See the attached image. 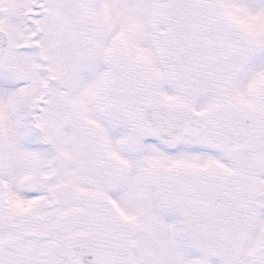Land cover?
<instances>
[{"label":"snow or ice","instance_id":"1","mask_svg":"<svg viewBox=\"0 0 264 264\" xmlns=\"http://www.w3.org/2000/svg\"><path fill=\"white\" fill-rule=\"evenodd\" d=\"M0 264H264V0H0Z\"/></svg>","mask_w":264,"mask_h":264}]
</instances>
